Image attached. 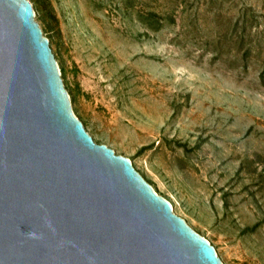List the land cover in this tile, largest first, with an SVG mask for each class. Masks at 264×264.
Segmentation results:
<instances>
[{
    "label": "rangeland",
    "instance_id": "rangeland-1",
    "mask_svg": "<svg viewBox=\"0 0 264 264\" xmlns=\"http://www.w3.org/2000/svg\"><path fill=\"white\" fill-rule=\"evenodd\" d=\"M77 116L225 264H264V0H30Z\"/></svg>",
    "mask_w": 264,
    "mask_h": 264
},
{
    "label": "water",
    "instance_id": "water-1",
    "mask_svg": "<svg viewBox=\"0 0 264 264\" xmlns=\"http://www.w3.org/2000/svg\"><path fill=\"white\" fill-rule=\"evenodd\" d=\"M0 264H225L87 131L30 0H0Z\"/></svg>",
    "mask_w": 264,
    "mask_h": 264
}]
</instances>
